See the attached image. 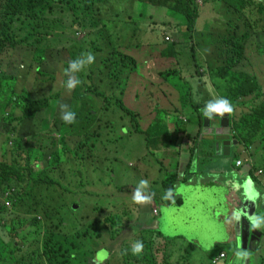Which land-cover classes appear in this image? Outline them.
I'll use <instances>...</instances> for the list:
<instances>
[{
	"label": "trees",
	"instance_id": "1",
	"mask_svg": "<svg viewBox=\"0 0 264 264\" xmlns=\"http://www.w3.org/2000/svg\"><path fill=\"white\" fill-rule=\"evenodd\" d=\"M109 1L0 0V87L7 82L11 94L0 108V126H6L5 144L0 142V191L2 200L10 206L7 208L3 201H0V264H93V258L99 248L91 249L87 253L86 243L92 241L96 244L103 237L119 236L122 232L121 223L112 222V227H109V217L102 215L101 212L90 223L86 222L89 220L87 217L71 221V214H74L75 210L66 204L68 192L61 188L60 183L65 174L60 172L62 170L60 158L55 159L56 149L60 143L64 146L63 160L66 162L71 155L70 148L65 145L66 137H78L74 146L75 152L85 148L81 135L75 132V125L79 122L82 124L84 119L86 121L94 119L95 113H92L91 108L83 102L84 94L99 98L101 93L104 94L101 84L106 80L109 88H113L114 82L118 84L119 97L115 102L105 100V104L118 108L124 117L131 120L140 117V114L135 113L126 103V90L131 78L139 77L138 61L125 49L112 46L109 34H106L109 19L100 20L97 13L98 6ZM127 1L134 7V14L138 10V18L141 14L137 4L142 8L149 5L164 8L166 14L168 12L174 17L180 16L186 29V35L181 36L186 41L194 39L201 9L199 1L202 4L214 3L225 7L228 15L226 25L231 34L228 37L226 35L220 45L216 46L220 59H225L223 63L219 61L221 66L217 69V75L224 79L225 76L232 74L228 89L221 90L234 108L231 118L233 138L246 149L251 148L256 141L264 145V88L259 83L257 74L246 69L250 54L248 49L254 45L257 47L255 43L258 39L264 38V0ZM65 21L74 23L82 36L74 40L66 36ZM180 25V21L179 23L177 21L178 28ZM244 29L246 31L238 35V32ZM69 40L73 41L67 45ZM58 44L66 46L57 47ZM169 44L177 48V44L164 42L165 46ZM152 45L156 46V43ZM106 47H109L111 52L109 49L108 55L106 53L102 56ZM169 47L162 49L160 54L169 59H177L179 52ZM89 52L95 57L94 63L75 74L81 83L66 96L64 92L67 93L69 90L64 86L68 79L65 70L69 66V61L81 55L86 56ZM257 54L263 55L264 48L258 49ZM190 55L194 63L200 58L195 45L190 46ZM201 60L204 61L203 58ZM100 62L108 64H105L104 68L92 66ZM195 68V74L191 77L193 82H188V93L184 95L187 98L185 104L194 109L199 128H204L202 113L205 103L193 104L191 99L194 98L193 89L198 91L206 88V77H203L199 66L196 65ZM178 72L180 71L176 69H167L159 71L158 76L163 80L162 84H166L172 76L179 77ZM99 76L104 81L99 79ZM90 77L95 79L88 87L85 80ZM119 86H122L121 90L118 89ZM176 96L180 97L179 93ZM65 99H70L68 105L76 113V122L67 124L62 119L59 122L54 121L53 126L61 133L58 134L56 141L54 139L48 141L51 145L48 144L49 150L45 149L47 143H41L36 148L22 142V137L35 140L42 137L40 131H47L45 126L40 125L36 134L32 133L29 137L27 132L31 125H34L40 111L51 109L52 101ZM133 100L131 107L134 109V102L140 101L137 94ZM9 103L14 106L13 109L8 108ZM180 103L182 105L181 101ZM76 105L79 107L74 109L73 106ZM153 111L154 109L150 110V113ZM5 112L8 117L7 125L2 121ZM86 121L77 127L80 131L85 132ZM138 125L136 122V129ZM145 127L146 130L142 133L151 136L154 128L151 124ZM186 133L189 140H194L188 131ZM158 141V138L147 139L148 144ZM7 142H11L10 147H7ZM196 146L197 138L194 148ZM194 152L192 151V154ZM191 164L192 161H189L188 167ZM56 171L60 173L55 174ZM256 171L254 165L251 175ZM177 180L176 173L170 174L164 181L165 192L170 188L173 190ZM130 248L131 245L117 254L109 251L110 258L103 264H166L165 261L161 263L162 258L158 253L155 258L148 260L150 252L158 250L152 248L146 252L144 247L142 254L135 256Z\"/></svg>",
	"mask_w": 264,
	"mask_h": 264
},
{
	"label": "rangeland",
	"instance_id": "2",
	"mask_svg": "<svg viewBox=\"0 0 264 264\" xmlns=\"http://www.w3.org/2000/svg\"><path fill=\"white\" fill-rule=\"evenodd\" d=\"M118 2L120 3V0H111L110 2L114 11L110 8V11L108 10L109 5L106 7L100 4L97 13L100 20L106 21L109 19L106 26L108 28V32L106 29V34H109L108 38H110L112 46L114 48L120 47L121 49H125L128 54L133 55L138 61L137 75L139 77L132 76L129 87L126 90V103L130 105L128 107L135 113L140 114V117L131 120L129 117H124L118 108L110 104V106L105 104V100L115 102V99L119 97L117 90L118 84L114 82L113 88H109L107 86V80L104 81L99 76V79L104 81L101 84V89L104 94L101 93L99 98L92 97L90 94H84L83 99V102L91 108L92 113H95L94 119L90 121L84 119L82 124L86 121L85 132L77 128L78 126H82L80 122L75 125V132L81 135V140L84 141L85 148L79 152H75L74 146L76 145L75 143L78 137H66L65 145L70 148L71 155L66 162L63 160L64 146L62 143L57 146V156L55 155V159L59 157L62 164V170L60 172L65 174V178L60 179V183L61 188L68 192L66 204L70 208L75 209L74 214H71V221L73 222L79 219V217H87L89 220L86 222L90 223L101 212L102 215L109 217V227H112V222H124L126 224L128 221H134V204L131 203L133 193L129 194V192L132 189L134 191V182L136 179H146L149 182L148 191L154 192L155 198H161L165 194L162 183L165 181L166 176L164 175L165 170L163 171L162 169L163 166H167V161L164 162L166 158H163L166 156L162 154L158 142L148 144L147 139L151 138L153 140L154 138H158L160 132L163 131L161 132L165 137L163 142L161 141L163 150L168 144H171L172 150L175 152L177 146L173 142H169L172 135L166 133L167 124L185 127L187 124L185 122L181 123L180 118L182 117L183 120L192 122L194 125L197 124V114L194 113V109L189 104H185L187 98L184 96L188 93V82H193L191 77L195 74V66L197 65L201 68L200 71L204 74L203 77H206L205 80L212 78L216 85L220 84V86H224L223 90L228 89V85L232 81V74L225 76L224 79H221L217 75V69L221 66L219 61L221 60L220 62L223 63L225 59H220L216 46L220 45L221 40L226 35L228 37L231 34V30L226 25L228 15L223 5H215L214 3L202 4L199 1L201 9L199 19L196 23L194 39L186 41L181 36L186 35V29L183 26L184 22L180 16L174 17L168 12L166 14L165 9L153 5L142 8L141 5L137 4L141 14L138 18L137 14L139 13L135 12L134 14V7L128 3L119 4ZM115 15L117 17L114 18ZM177 21L181 23L179 28ZM64 24L67 28L65 31L66 36L73 40L77 38L75 35L76 32H78V37L82 36L77 30V27L74 26V23L71 24L69 21H65ZM245 31V29L239 31L238 35ZM166 36H169L170 43L178 45L177 48L171 44L164 45ZM73 40H69L67 45L71 44ZM263 42L264 38H260L255 43L258 48L254 45L253 48L248 49L250 54L246 62V69L257 74L259 83L264 88V54H257L258 49L262 50L264 48ZM153 43H156V46H153ZM247 44L249 45L250 42L248 41ZM191 45H195L200 54V58L195 63L190 55ZM65 46L66 44L57 45V47ZM168 46H170L169 49H177L179 52L176 56L178 66H176L174 59L163 57L160 54L162 49L168 48ZM109 49V47H106L102 56L106 53L108 55ZM251 53L252 56L250 57ZM201 57L204 61L201 60ZM105 64L108 63L101 64L100 62L92 66L98 65L104 68ZM167 69H180V72L177 73L179 77L178 75L172 76L169 81H166V84H162L163 80L158 76V72ZM93 79L95 77H90L88 80H85L88 87H90V82L94 83ZM212 86L210 84L207 88L198 89V91L193 89L194 98L191 99L192 103L196 104L197 101L202 100V93L211 90ZM118 89L121 90L122 86H119ZM98 90L101 91L100 88ZM223 90L218 88L212 93L211 97H225L223 96ZM174 92L179 93V100L182 102V105L175 106L173 99ZM69 93L70 91L67 93L64 92L66 96H69ZM135 94H137V98L140 101L139 103L134 102L133 109L131 103L134 101ZM58 101L68 105L70 99ZM157 103L159 104L158 108ZM51 104V109L39 112L37 120L34 121V125H31L27 132V137L32 133L36 134L40 125L45 126L47 131H40L42 137H38L37 140L22 137V142H26L36 148L41 143H47L45 149L49 150L48 141L50 139L57 140L58 134L61 132L56 131L53 123L54 121L59 122L61 120V114L58 105L54 101ZM9 106L11 107L13 105L9 103ZM73 107L77 109L79 105ZM175 107L178 109L177 113L167 111V109H174ZM152 109L154 111L151 114L150 110ZM136 122L139 124L137 129L135 128ZM149 122H152L151 126L154 128L151 136L142 133L146 130L145 125ZM5 127H0V142L5 141ZM186 128L189 130L188 127ZM168 130L172 132L171 128ZM7 147H10V145L7 144ZM41 151L43 152L44 149ZM171 161L173 167L176 168L177 160L171 159ZM60 172L56 171L55 174H59ZM209 193L206 190L193 191L189 194L191 199H188L190 201H206L209 200L207 196ZM2 199L3 196L0 191V201H3ZM216 201L222 202L223 199L218 198ZM185 216L186 213H177L174 217V221L178 224L179 229L180 223L181 221L184 222ZM197 217L201 218L202 215ZM169 228L170 222L168 228L165 230ZM178 228L175 225L174 230L177 231L179 230ZM132 230L134 231V226ZM118 239V236L114 235L110 236L108 241L106 238L105 241L98 240L96 244L88 241L86 243L87 253L95 248H99V250L105 249L108 253L109 251L114 254H117V252L121 253L122 249L129 248L131 243L134 242V234L131 235L129 231L121 235V248L114 247ZM159 240L160 244L157 246L159 251L150 252L148 260L155 258L157 253H159L160 258L165 254L167 250L165 238L159 236ZM148 250V247L145 248L146 252ZM195 253L191 249L182 250L180 247L178 249L179 261L181 262V257L183 256V264L186 262H192V264H210V258L207 253L199 256L194 255ZM227 253L229 254L228 251ZM228 256L230 259L231 255ZM262 256H264V251L262 252Z\"/></svg>",
	"mask_w": 264,
	"mask_h": 264
},
{
	"label": "crops",
	"instance_id": "3",
	"mask_svg": "<svg viewBox=\"0 0 264 264\" xmlns=\"http://www.w3.org/2000/svg\"><path fill=\"white\" fill-rule=\"evenodd\" d=\"M205 83L206 88L212 84V89L204 93L201 90L204 96L202 100L197 101V104L201 102L206 104L213 99L211 96L215 90L218 88L224 89V86L216 85L212 78H207ZM176 94L177 92L173 93V99L175 106H179L181 103ZM167 111L176 112L178 110L175 107L174 109H167ZM182 118H180L181 123L185 122L187 124L185 127L177 125L175 128L174 125L167 124V128L172 129V132L166 131L167 134L172 135V138L168 141L173 142L177 146L175 152L172 150L171 144H168L163 150L161 144V141L163 142L165 138L164 134L161 133L163 131L160 130L158 137L161 152L166 156L163 157L166 158L164 162L167 161V166H163L162 169L163 171L165 170L164 175L166 178L170 174L176 173L178 175V180L173 189V199L153 197L151 203L145 205L136 204L131 199V203L134 204V221H128L126 224L121 222L123 225L132 224V226L130 229L124 228L123 233L118 236L119 239L115 247H119L122 244L121 235L130 231L131 235L134 234V240L143 241L144 247L153 248L155 251H159L157 247L160 244L159 236L165 238L167 250L162 257L161 263L165 261L166 264H183L182 259L184 257H181V262L178 257V249L181 247L182 250H193L196 252L194 254L196 256L207 253L210 258V264L214 260H218L217 264H235V251L238 247L240 248V245L235 230L237 221L232 219V215L237 210L249 212L250 208L244 207L243 204L246 199L245 192L248 186L244 190L242 188L244 182L247 184L249 178L254 181V186L260 193V197L255 201L256 211L254 214L264 215V177L257 175L258 170H264V145L256 141L251 148L246 149L239 144L233 138L234 133H232L233 130L230 126L228 130H225L228 127V122L230 124V116L212 119L208 125H205L203 120L204 128H199L198 122L194 125L192 122L189 123ZM226 118H229V120L226 121ZM151 123L149 122L147 125ZM186 131L194 140L187 138ZM226 131H228L227 135L225 134ZM198 135L200 136L198 137ZM196 138L197 149L196 147L194 148ZM224 140L234 142L231 145L230 156L218 155L215 149V141L216 143H221ZM192 151L194 154H192ZM259 152L261 153L259 154ZM171 159L177 160L176 168L173 167ZM189 161H192L190 167H188ZM238 162H241V165H238ZM254 165L257 171L251 175ZM248 172L249 177L245 176ZM231 175L242 178L239 186L232 183L228 177ZM140 180L141 178L135 180L134 189ZM162 186L164 189V181ZM199 190L209 191L210 193L207 196L210 201H190L188 199L190 198L189 194ZM131 193H133V189L129 192V194ZM218 198H222L223 201L217 202ZM154 211H157V214ZM177 213H186L184 222L181 221L180 223V229L174 221ZM199 215H202V217H197ZM163 216L164 219L162 220ZM169 222L170 228L165 230L168 228ZM175 225L179 230H174ZM133 226L134 231L132 230ZM256 232L261 234L262 238L259 242L254 241L253 248L249 251L251 257L247 264H264V256H262L264 251V226L257 229ZM106 238L107 241L110 239L109 237H103L100 241H105ZM222 254H225L224 258L220 257ZM228 255H231L230 259ZM159 256L158 259H160ZM185 264H192V262H186Z\"/></svg>",
	"mask_w": 264,
	"mask_h": 264
},
{
	"label": "clouds",
	"instance_id": "4",
	"mask_svg": "<svg viewBox=\"0 0 264 264\" xmlns=\"http://www.w3.org/2000/svg\"><path fill=\"white\" fill-rule=\"evenodd\" d=\"M117 1H119V0H117ZM110 2H111V0L108 3L103 4V5H105L106 7H107V5H109L108 10L110 8L114 11V8L110 4ZM127 2H129V1L120 0V3H122V4L123 3L125 4ZM161 9H164V8H161ZM137 11H136V13H137ZM75 35H76V37H78V32H76ZM165 38L167 40V41L165 40V42H169V40H170L169 36H166ZM94 61H95V57L91 52H89L86 56L81 55L77 59L70 60L69 66L65 70V75H67L68 79H67L64 86L69 91L74 89L78 84L81 83L80 79L77 78L75 74L83 71L86 66L91 65L92 63H94ZM174 61H175L176 66H178L177 59H174ZM176 70L180 71V69H176ZM9 87L10 86L8 85L7 82L4 83L0 87V108L8 101V98L11 95L9 90H8ZM55 104L58 105L59 110H60V114H61V119L65 123L72 124V123L76 122V113L70 109L69 105L62 103L60 101H56ZM8 108L13 109L14 106H11ZM203 111H204V115L208 119H212L214 115H219L220 117H223L225 114H230L229 126L231 128V124H232L231 118L233 116L234 108H233V105L231 104V102L227 98H225V97H214L212 100L208 101L205 104ZM4 114L2 116V121H3V123H5L7 125L8 124L7 123L8 122L7 113L5 115ZM23 124H26V123H23ZM230 136H232V135H230ZM226 138H227V136H226ZM230 138H228V139H230ZM10 141H11V139H10ZM8 144L11 145V142H9ZM238 163H240L238 165H241V162H238ZM260 170H262L264 172L263 169H260ZM260 170H258V172ZM257 175L260 176L258 173H257ZM261 177H264V175ZM247 186L248 187H247L246 192H245V198L252 201V202H255L260 197V193H259V191L256 190V188L254 186V181H252L251 178H249L247 180ZM148 189H149V182L146 179H141L133 191L132 201L136 204H139V205L150 204L155 193L149 192ZM162 199H173V190L171 188L167 189L164 196H162ZM3 203L7 208H10L9 205L7 206L8 203H5V201H3ZM154 212H155V214H157V211H154ZM242 215H245V213L237 210V211L233 212L232 219L239 221L241 219ZM247 219L250 221V225H251L252 229H260L262 226H264V215L253 214V215L247 216ZM131 226H132V224H128V225L122 224V227H123L122 231H124V228L130 229ZM121 246H122V244H120V247ZM143 249H144L143 241L136 240L135 242H133L131 244L130 251L133 255L139 256L140 254H142ZM222 255H224V257H225V254H222ZM224 257H221V258H224ZM250 257H251V253L248 250L238 247V249L235 251V258H236L235 264H247V261L250 259ZM108 258H109V253L107 250H105V249L98 250L95 257L93 258V264H103V262L105 260H107ZM217 261L218 260L212 261V264H214V262H216L215 264H217Z\"/></svg>",
	"mask_w": 264,
	"mask_h": 264
},
{
	"label": "water",
	"instance_id": "5",
	"mask_svg": "<svg viewBox=\"0 0 264 264\" xmlns=\"http://www.w3.org/2000/svg\"><path fill=\"white\" fill-rule=\"evenodd\" d=\"M203 116H204L205 125H208L212 119H217L220 117L219 115H214L212 119H208L204 115V113H203ZM229 116L230 114H225L223 117H229ZM228 120L229 118H226V121ZM227 126L228 127L225 130L229 129V122ZM227 133L228 131L225 132V134ZM232 144H234V142L230 140H224L221 143H216L215 141V149L217 150V154L223 155V156H230ZM249 172L245 176L249 177ZM228 177L230 178V180L232 181L234 185L239 186V182L242 181V178L240 176L235 177L231 175ZM244 184L242 185L243 190L245 189V187H247L246 182H244ZM243 204H244V207H248L250 209H249V212H243L245 213V215H242L241 219L237 221L235 230L237 233V239L239 241L240 248L250 251L253 248L252 246L254 244V241L256 240L257 242H259L262 237H261V234H258V232H256L257 229L251 228L250 221L247 219V216L253 215L255 213L256 203L245 199L243 201Z\"/></svg>",
	"mask_w": 264,
	"mask_h": 264
},
{
	"label": "built area",
	"instance_id": "6",
	"mask_svg": "<svg viewBox=\"0 0 264 264\" xmlns=\"http://www.w3.org/2000/svg\"><path fill=\"white\" fill-rule=\"evenodd\" d=\"M238 164H240V163H238ZM258 174L260 175V176H263L264 175V172L262 171V170H260L259 172H258ZM9 204H7V206H8ZM221 257H224V255H221ZM216 262H214V264H215Z\"/></svg>",
	"mask_w": 264,
	"mask_h": 264
}]
</instances>
